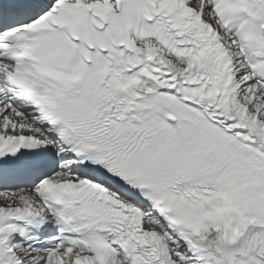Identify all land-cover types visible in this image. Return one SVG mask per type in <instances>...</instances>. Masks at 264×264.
<instances>
[{
  "label": "snow or ice",
  "instance_id": "1",
  "mask_svg": "<svg viewBox=\"0 0 264 264\" xmlns=\"http://www.w3.org/2000/svg\"><path fill=\"white\" fill-rule=\"evenodd\" d=\"M0 264H264V0H0Z\"/></svg>",
  "mask_w": 264,
  "mask_h": 264
}]
</instances>
